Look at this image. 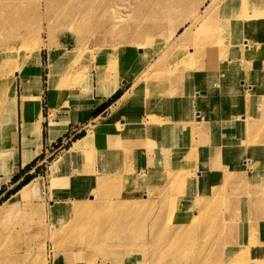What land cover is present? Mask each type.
<instances>
[{
	"label": "rangeland",
	"instance_id": "374dc122",
	"mask_svg": "<svg viewBox=\"0 0 264 264\" xmlns=\"http://www.w3.org/2000/svg\"><path fill=\"white\" fill-rule=\"evenodd\" d=\"M59 1L62 11L50 18L47 0H0V55L6 52L8 55L12 54L17 61L20 62L22 59V63L24 62L20 68L16 66V69L10 70L7 67L6 71H0V112L3 113V125L9 123L11 119L12 96L18 74L29 63L36 64L35 62L41 58L43 49L49 51L51 65L58 63L64 67L70 61L72 63L64 77L52 78L50 81L51 90L56 91L57 82L60 83L58 88L80 86L85 83L90 85L91 81L87 79L86 74L91 73L90 64L96 62L100 50L125 46L134 35L146 29H153L167 16L170 27L168 26L165 37L168 36L169 39L174 28L180 26L189 17L186 15L187 10L196 5V0H187V5L183 8H181V0H154L153 3H156L153 6V3L151 4L147 15L143 17L140 15V11L146 4L142 0H124L115 5L104 6L105 8L96 6V10L84 6L80 0ZM202 1L197 0L199 5ZM210 1L204 0L205 5L202 6L201 13L207 10L211 4ZM256 1L223 0L215 8L211 17L198 22L194 28L195 31L190 34V42L185 45V56L184 60L182 59L183 65H188L185 69L180 67L182 65V60H179L180 52H174V55H170L168 58L167 69L157 70L159 64L157 61L154 67L150 68L153 70L152 72L150 70V75H142L143 71L150 67V64L144 60L151 54L156 58V54L149 51L148 54L138 56L141 58L140 63L135 64L128 73L131 77L140 75L138 81H144L145 84L138 83L139 85L136 86L139 87L134 88L132 93L127 96H131L133 100L136 95L145 91V96L139 97L140 100H143L139 104L145 106L144 114H148V116L145 124H142L140 128H147L150 124L153 127H159L164 123V120L160 118L163 114L160 107L162 103L159 99L156 100L157 102L153 101L156 99L153 97L164 95L166 90L167 92H178L192 90L195 87L186 85L187 83L183 80H180V83L172 81L170 73L173 63L179 64L178 70L176 69L177 74L193 73L195 69L202 68V58L203 62H209L208 58L214 57V61L209 62L204 72L214 70L225 72L224 78H227L230 73L227 70H220V61L225 57L230 58V56L225 54L223 58L224 54L219 49H215L214 44L207 49L209 50L207 55H203V50L198 54L194 45L200 46V42L209 40L214 33L213 31L210 35V28L217 22V19L227 23V11L235 10L232 5H235L236 14L240 17L248 18L249 15H254L256 10L253 8L261 11L260 4L255 5ZM160 10L163 13L155 14ZM262 12L261 21L256 19L251 22L250 27L252 28L255 26L257 28L260 25L255 36L241 37L243 39L240 41L239 32L234 31L236 33H233V42H241L244 43V46L247 44L251 48L248 53L244 49L241 51L246 54L242 55L245 59L248 56L254 57L256 49H260L259 53H261V48L264 46V11ZM166 13L168 14L164 16ZM69 14L71 15L70 19H68ZM251 19L252 17L248 18L249 22ZM91 24L92 27H90ZM189 26L187 23L180 28L177 32L178 38ZM28 33L29 35H27ZM165 37H162V40ZM108 38L111 40L110 44L106 43ZM39 45L40 50L37 47ZM174 45L172 44L170 48ZM213 48L217 52L212 53L214 50L211 49ZM129 52L128 48H122L119 57L125 59ZM44 53L47 60L46 51ZM75 56V61H72ZM119 57L116 59V63H120ZM216 59L217 61H215ZM219 59L221 60L219 61ZM76 67L78 69L74 70ZM239 69L240 67H237L234 70L239 71ZM45 70L44 77L47 79L48 69ZM108 73L110 75L103 77L105 82H109V78L113 77L109 70ZM210 75L214 76L212 73L209 74L201 85L204 84L211 88L224 85L235 93L233 87L231 88V83L227 86L222 81L223 78L212 80ZM110 79L112 80V78ZM152 79L154 80L152 81ZM261 85H257L256 90L252 93L253 95L260 93V98L242 100L243 103L241 102V105L235 107L239 114L237 120L227 119L228 121L222 120L217 123L226 135L225 141L227 136L234 139L239 133L237 130L241 129L243 124L244 127L247 125L249 130H259L255 139H261L260 143H263V149L250 146L249 148L245 147L239 153H234L230 157V164H227L226 168L221 171L223 178L220 177L214 182H209V179H206L202 184L204 193L208 192L206 196L187 202L185 205H182L181 196L186 193L187 186L191 185L192 181L181 169L172 172L168 171V167H165L161 174L153 177V174H150L146 178L147 183L144 181L136 183L135 185L139 187L136 186L133 190L132 185L138 180L132 178L130 181V175L127 172L126 158L128 155L121 146L126 134H120L124 129L122 122L116 120L115 116L112 124L102 126L95 131L100 122L110 118L112 114L92 129L87 136V142L77 148V151L75 143L87 135L85 130H81V128L84 129L83 126L75 128L72 134L70 131L56 144L46 145L41 156L0 189V206L35 178L47 177L52 163L66 150L75 149L69 155L67 151L64 154L66 166L70 159H75L92 144L94 136H102L101 139H97L102 154L103 177L100 182V190L95 193L94 197L91 196L81 202L82 205L77 202L69 210L72 207L71 204L69 206L68 204L62 205L66 199H69L68 194L52 187V198L59 200L51 205L49 214L54 217V221L61 217L62 220H60L57 229L50 224L49 215L45 212L44 205L36 203L35 199L29 197L13 205L7 214L0 217V264H60L59 255H62V259L65 258L68 264H256L255 259L258 261L257 264H264V209L254 216L240 217L239 214H233L236 200L252 195L239 189L240 183L243 182L242 184L248 190L251 191L253 188L256 194L264 197V113L261 114V109H264V90L261 89ZM204 86L200 87V91L203 92ZM243 90L245 91L244 88ZM153 91L157 93H153ZM121 94L120 91L119 97H113L102 108L96 110L94 118L115 103ZM150 96L153 98L152 102H150ZM168 97H170L169 93ZM222 99L223 97L221 101ZM195 100L196 97L191 96V104L194 105ZM232 102L230 104L234 105V96ZM196 108L203 107L199 104ZM260 114L263 119H258ZM197 118H202V116H197ZM243 120L245 121L243 122ZM217 123L214 122L213 126ZM100 131L105 133H100ZM229 145L234 146L235 143L231 142ZM70 147L71 149H69ZM170 155L175 157L177 154L168 151V159ZM58 170H52L53 174H57ZM131 170L136 173L138 168L132 165ZM245 171H252V174L246 178ZM220 193L222 200L218 201ZM230 199L231 201L233 199L232 204ZM132 201H135L137 206L143 203L142 209L137 212H122V207H129ZM85 207H89V210ZM235 209L238 208L235 207ZM69 211V218H63ZM197 218L198 223L193 226V222ZM63 221L66 223L62 224ZM236 224L240 226L241 232L235 233L231 229V225L235 226ZM157 226L160 227V230L155 229ZM53 260L54 263H52Z\"/></svg>",
	"mask_w": 264,
	"mask_h": 264
},
{
	"label": "crops",
	"instance_id": "0c3cea01",
	"mask_svg": "<svg viewBox=\"0 0 264 264\" xmlns=\"http://www.w3.org/2000/svg\"><path fill=\"white\" fill-rule=\"evenodd\" d=\"M263 5H260L261 11H264ZM251 7L253 8V6ZM253 9L256 10L257 8ZM254 39L256 40V38ZM252 41L254 42V40ZM122 48L127 47L100 50L96 62L90 64L91 73L86 74L87 79L91 81L90 87L85 83L84 85L72 87L71 84H68L70 87L58 88L60 83L57 82L56 91L51 90L50 81H52V78L64 77L72 63L70 61L64 67L58 65V63L51 65V56L47 49H43L41 58L35 62L36 64L29 63L23 68L18 74L13 90L16 111L11 113L9 123L3 125V113L0 112V189L8 184L16 174L29 167L41 156L46 145L56 144L70 131L72 134L78 126H83L84 129L81 128V130H85L87 132L85 136H88L100 121L110 116L118 108L119 103L123 101L121 98L130 95L134 88L139 87L136 86L139 83L137 82L138 79L136 81L135 79L139 78L140 75L131 77L128 73L135 64L140 63L139 54L133 48H128L129 55L123 59L119 57ZM44 51H46L47 60ZM259 51L260 49H256L254 57H246L244 63L240 65L239 71L233 70L234 66H232L227 78H224L225 72L194 70L196 77H201V75L207 77L212 73L214 75H210L212 80L219 77L223 78L222 81L227 86L231 83V88L238 87L240 89L241 94L239 95L223 85V87L213 86L212 89L215 90V94L210 96L206 90L209 86L206 85L203 92L200 91L198 94L200 97H206V100H200L199 103L196 102L194 105L187 101L171 99V97H168L167 90L164 95L153 97L156 98L155 100L150 96V102L152 100L157 102L156 100L159 99L162 103L160 107L163 114L160 118L164 120V123L159 127H153L150 124L147 128H140L142 124H145L148 116V114H144L146 112L145 106L139 104L143 101L139 97H144L145 91L143 94L136 95L127 104V107L121 113L119 112L115 119L122 123L127 122L130 125L121 146L128 155L126 162L130 181L132 178L138 180L132 185L133 190L136 186L139 187L135 184L146 175L148 177L153 174V177L161 174L164 172L165 167H168V171L172 172L181 169L193 182V184L191 182V185L187 186L186 193L181 196L182 205H185L187 202L202 199L206 196L208 192L204 193V187L202 186L206 179H209V182H214L220 177L223 178L221 171L226 168L227 164H230V157L234 153H239L245 147L249 148L250 146L263 149V143H260L261 139H255L259 130L252 131L245 128L244 131L237 133L234 139L227 136L225 141L226 135L217 123L227 119L235 120L239 116L235 107L241 105L242 100H246L248 94L254 93L253 91L256 90L257 85L264 84V46L261 48V53ZM55 52L54 50L53 53L55 54ZM118 57L120 63H117L115 71L111 73L113 75L112 80L109 79V82L103 81V77L109 74L108 60L116 62ZM75 59L76 56L72 58V61H75ZM46 68L48 69L47 79L44 77ZM77 69V67L74 68V70ZM129 78H133V80L128 81L127 85L124 86L122 83ZM249 85H251V92L248 89ZM220 88H225L227 96L220 94L222 90ZM112 89H115V91ZM120 91L122 92L120 98L101 115L94 118L96 110L102 108ZM233 96L234 105L230 104V102L233 103ZM143 99L145 100V98ZM199 104L203 108H196ZM197 116H202V118H197ZM204 122H206V125H204ZM214 122L217 125L213 126ZM101 137L94 136L92 144L86 147L75 159H70L65 167L58 170L57 174H53L52 165L67 150L49 167L47 177H38L33 180L39 183L42 182V187H38V191L33 192L30 199H35L36 203L44 205L45 212L49 215V222L55 229L59 227L62 219L59 217L54 221V217L49 214L51 205L59 200L52 198V187L68 194L72 205L69 210L78 201H85L91 196L94 197L95 193L100 190V182L103 177L102 154L97 139H101ZM231 142L235 145L230 146L229 143ZM168 151H173L177 155L175 157L170 155L168 159ZM132 165L137 166L136 173L131 170ZM250 194L252 195L237 199L235 202V207L242 212L243 216H254L259 208L253 204L258 199L255 196L257 195L256 192L253 191ZM220 195L221 193L218 196V201L222 200ZM230 202L232 204L233 199L232 201L230 199ZM69 215L70 211L63 218H69ZM65 223L66 221L62 222V224ZM59 257L60 264H68L65 258L62 259V255H59ZM52 263H54V260Z\"/></svg>",
	"mask_w": 264,
	"mask_h": 264
},
{
	"label": "bare ground",
	"instance_id": "6f19581e",
	"mask_svg": "<svg viewBox=\"0 0 264 264\" xmlns=\"http://www.w3.org/2000/svg\"><path fill=\"white\" fill-rule=\"evenodd\" d=\"M120 1H124V0H80V3L81 4H84V6H87L88 8H91L93 10H96V6H98V8L99 7L105 8L106 6H110V5H113V4L115 5V4H117V2H120ZM142 1L145 2L146 6L144 7L143 10L140 11V15L144 17V16L147 15V12L149 11V8L151 7V4L153 3L154 0H142ZM181 1H182L181 8H183V7H185L187 5V0H181ZM221 1H223V0H211L210 1L211 4L208 6L207 10L204 13H201V8H202V6L205 5L204 4V0L201 2L200 5L198 4V2L196 0L195 7L193 6L191 9L187 10V12H186V15H189V17L186 20H184L181 23L180 26H177V27L174 28L173 33L169 36V39H168V36L165 37L166 31H168V26L170 27V24H168L169 18L167 16L166 18L162 19V21L157 26H155L153 29L152 28L146 29L145 31H141L138 34L134 35L131 40L127 41L128 44H126L125 46L123 45V47L133 48L134 50H136V52L139 53V56H143L144 54H148L149 51L153 52V54H156V58L151 54L150 57H148L147 59L144 60L145 62H147V63L150 64V67L147 70L145 69V71H143L144 73L142 75L151 73L153 71L151 69L154 67V64L157 61H159V64L157 66V70L158 69L159 70L167 69V67H168V61H169L168 58H169L170 55H174V52H180V54H179L180 55L179 60H182V59L184 60V56H185L184 55V53H185V45L188 42H190V40H191L190 34L195 31L194 28L197 26V23L198 22L205 21L208 17H211V15L214 12L215 8L218 6L219 3H221ZM155 3L156 2H154L152 4V6ZM255 3H256L255 5H258V4L262 5V4H264V0H257ZM181 8H180V10H181ZM232 8H234L235 10H230L229 9L230 11L229 10L227 11L228 12V15H227V21H226L227 23L226 24L223 23V21L221 19H217V22L211 26V28H210V31H211L210 32V35L213 33V31H214V33L211 35V37L209 38V40H212V41H209L207 39L208 41L203 40V43L200 42L199 43L200 46L198 44L194 45V46H196V51H197L198 54H200L201 53V50H203L202 51L203 52V55H207L208 54V51H209L207 49H209V47L212 46L213 44H214V47H216L215 49H217V50L219 49V51H221V53L224 54L223 58L225 57V54H228L230 56V58L225 57V59H222V60L219 59V61L221 60L220 61V64H221L220 65V70L221 69L224 70V71L227 70V72H230L231 66H234V68H233V70H234L235 68L240 67V65L243 64L244 61L246 60L245 58L242 57V55L245 56L246 54L241 53V51H243V49H244V51L248 53V52L251 51V48L247 44L244 46V43H241L240 41H241V39L247 38L248 36L249 37L250 36L253 37V36L256 35L255 33L258 32V30L260 28V25L257 28H255L256 26L252 28V27H250L252 25L251 22L253 20H256V19H257V21H261L262 20L261 15L263 14L262 11H259V10L256 9L254 15H249L248 14L250 17H252L251 21L249 22L248 18H250V17H248V18L245 17V16L240 17V15H237L236 14V12H237L236 10L237 9L235 8V5L234 6L232 5ZM47 10H48V13H49V17L50 18L54 14H56L58 12H61L62 11V8H61L60 1L59 0H47ZM157 11H159V10H157ZM157 11L155 12V14H161V13H163L161 10H160V12H157ZM167 14L168 13H166L165 15L163 14V15L166 16ZM173 16H175V15H173ZM68 17H69L68 19H70L71 18V15L69 14ZM48 21H49V18H48ZM187 23H189L190 26L183 33V35L178 38L177 32L180 30L181 27H183ZM92 26L93 25L91 24L90 27H92ZM234 31L239 32L238 34H240V41H239L240 43L233 42V33H236ZM27 35H29V33ZM235 36H236V34H235ZM162 37H165V39L162 40ZM241 37H243V38H241ZM106 43L110 44L111 43V40L108 38L106 40ZM172 44H175V45H174V47L170 48L172 46ZM37 47L40 50V45L37 46ZM257 47H259V45H257ZM205 50H207V51H205ZM211 50H214V48L211 49ZM215 52H217V51L214 50L212 53H215ZM209 56H211V55H209ZM239 56H241V57H239ZM138 59H139V61H141V58L140 57H138ZM208 59H209L208 60L209 62L214 61L213 60L214 57H209ZM183 60H182V65H180V67L182 69H185L188 65L187 64H184L183 65V62H184ZM215 61H217V59ZM209 62H206V61L203 62V58H202V62H201V64H202L201 70L202 71H205L204 69L207 68L206 66L209 64ZM23 63H22V59H21L20 62L17 61L16 59H14V57L12 56V54L11 55H8V53L5 52L3 55H0V71L1 70L2 71H6L7 70V67H8V69L10 68V70H12V69L14 70V68L16 69V66H17V68H20L23 65ZM108 63H109V65H108V68L109 69L108 70L112 73L113 71H115L117 63L116 62H112V61H108ZM18 64H19V66H18ZM192 64L194 65V63H192ZM178 65L179 64L177 62H175L171 66V71L172 72L170 73L171 74L170 76L172 77L171 78L172 81H174L175 83H180L181 82L180 80H183L184 82L187 83L186 85H194L195 87L192 90H187V91H178V92L177 91L176 92L168 91L169 96L172 99H180L182 101H187V102H190V103H191V96L192 97H194V96L196 97V100L194 101V103H196V102L199 103L200 100H204V99L206 100V97L204 98V97H202V96L200 97L198 95L199 92H200V87L201 86H204V84L201 85V83L205 79V77L202 76V75H201V77H196L194 72L193 73L186 72L185 74L182 72V74H180V73L177 74L176 73V69L178 70V68H177ZM155 67H156V65H155ZM226 68H228V69H226ZM150 70H151V72H150ZM158 77L159 76L157 75V78ZM165 77H167V76H165ZM139 78H136V80L139 79ZM132 80H133V78H129L128 80H126L122 84H124V86H126L127 83H128V81H132ZM153 80L154 79H152V81ZM161 80H163V79H161ZM207 80H208V78H207ZM139 83L141 85L145 84L144 81L139 82ZM197 86H198V88H197ZM248 89L250 90V92L252 91L251 85L248 86ZM261 89L264 90V85H261ZM206 90H207V92H208V94L210 96L215 94L214 93L215 90H213L211 87L207 88ZM113 91H115V89ZM194 91H196V92H194ZM233 91L236 94H241L240 89L238 87H233ZM154 92L155 91H153V93ZM143 93H144V91L142 92V94ZM155 93H157V92H155ZM151 94H152V92H151ZM220 94L222 96L225 94L223 89L221 90ZM260 97H261V95H258L257 96V95H253V94H248L247 99L248 100H252V99H256L257 100ZM121 99L123 101H121V103H119L120 105L118 106V108L116 107L117 109L114 110V112L112 113L111 117L108 118V119H105L102 122H100L99 127H97L95 129V131L99 130L102 126H105V125L107 126V124H112L113 117L117 116L119 114V112H122L123 109L125 107H127V104L129 102H131L132 97L131 96H125V98H121ZM15 111H16V100H15V97H14V94H13L12 103H11V113L12 112L15 113ZM263 113H264V109H261V114H263ZM261 114L258 117V119H263L262 116H261ZM10 115H12V114H10ZM245 120H243V122ZM122 124L124 126V129L120 132V134L127 133V130L130 128V125L127 122H123ZM245 128L247 129V125L244 127V124H243L242 125V128L239 129V130H237V131L238 132H242V131H244ZM100 133H103V131H100ZM166 134H167V132H166ZM87 140H88L87 139V136H85L82 139H79L76 143L74 142L75 143L76 151H77V148H80L83 143L87 142ZM73 150H75V149H71L70 151H67V154L69 155ZM170 152L173 153L172 151H170ZM65 164H66V159H65V155H64V156L60 157L53 164L52 170L53 171H56L59 168L64 167ZM244 174H245V176L247 178L250 174H252V171H245ZM146 178H148V177L147 176L144 177V179L141 180L140 182L143 183V181H144V183H145L147 181ZM242 183L239 184L238 188L241 189L243 192L250 193V192H253L254 191L253 188L251 189V191L248 190L247 187L244 186ZM40 186L42 187V182L39 183V182H35V181H31L30 183H28L27 185H25L16 195L12 196L9 200H7L4 203V205L0 206V217L3 216V215H5V214H7L10 211V209L12 208L13 205L18 204L21 200H24V199H27V198L31 197L32 194H33V192L38 191V187H40ZM234 190H237V188H234ZM255 196L258 199L255 200L254 204L256 205V207L258 205L260 206L259 208L257 207L258 209H257V212L255 214H259L264 209V197H261V195H258V194L255 195ZM78 202H80L79 204H81V202H83V201H78ZM43 203L45 204V202H43ZM135 203H136L135 201H132L130 203L131 205L129 207H126V206L122 207V209H121L122 212H125V211H129V212L134 211V212H137V211L141 210L142 209L141 207L144 204L142 203L140 206H137ZM67 204H68V206L71 204V201H69V199H66L65 200V203H62V205H64V206L67 205ZM88 208L89 207H85V209L89 210ZM245 212H246V210H245ZM241 213H242L241 211H239L238 209H235V207H234V211H233V214L234 215H238L239 214V216L241 217V216H243ZM243 217H246V216H243ZM196 223H198V218L195 219V222H193V226ZM155 229L156 230H160V227L157 226V227H155ZM231 229L235 233L241 232V228H240V226L238 224H236L235 226L234 225H231ZM1 236H2V234H1ZM255 261L258 263L257 259H255Z\"/></svg>",
	"mask_w": 264,
	"mask_h": 264
},
{
	"label": "trees",
	"instance_id": "16d2710c",
	"mask_svg": "<svg viewBox=\"0 0 264 264\" xmlns=\"http://www.w3.org/2000/svg\"><path fill=\"white\" fill-rule=\"evenodd\" d=\"M119 95H120V92H117L113 97H114V98H115V97L117 98V97H119ZM27 184H28V183H27ZM27 184H26V185H27Z\"/></svg>",
	"mask_w": 264,
	"mask_h": 264
}]
</instances>
